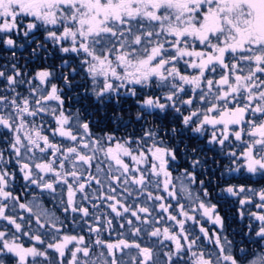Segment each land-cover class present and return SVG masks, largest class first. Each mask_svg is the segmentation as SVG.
Segmentation results:
<instances>
[{
	"label": "rangeland",
	"instance_id": "obj_1",
	"mask_svg": "<svg viewBox=\"0 0 264 264\" xmlns=\"http://www.w3.org/2000/svg\"><path fill=\"white\" fill-rule=\"evenodd\" d=\"M250 2L167 1L149 13L143 0H0V31L10 30L15 20L62 24L80 47H99L89 63L95 79L101 75L100 62L99 68L121 66L146 80L156 75L168 101H181L190 117L209 125V143L224 155L225 171L260 180L264 23L253 26ZM45 86L41 79L28 86L27 96L0 104V233H11L7 239L13 243L25 235L33 244L40 241L33 231L37 228L62 231L61 217L48 210L46 198L69 214L83 215L89 224L94 219V238L105 264H151L147 252L156 246L168 257L189 252L194 264H234L227 238L218 230L207 236L213 227L201 226L209 211L215 215L214 205L198 199L188 173L169 171L170 154L163 146L149 143L148 136L149 145L137 138L91 137L86 123L44 91ZM12 190L18 193H12L11 204ZM227 192L237 202H250L248 218L263 232L264 188L232 186ZM126 223L131 227L127 232L145 237L152 249L117 240L115 226L127 228ZM196 229L201 241L188 233ZM32 248L24 250L22 264L28 259L48 264ZM92 250L87 245L64 264H90L94 257L86 259ZM158 259L155 255L153 263ZM243 264H264V254Z\"/></svg>",
	"mask_w": 264,
	"mask_h": 264
},
{
	"label": "trees",
	"instance_id": "obj_2",
	"mask_svg": "<svg viewBox=\"0 0 264 264\" xmlns=\"http://www.w3.org/2000/svg\"><path fill=\"white\" fill-rule=\"evenodd\" d=\"M55 15L58 16V12ZM66 28L68 27L62 24L57 27L47 25L44 20L37 25L15 20L10 30L0 31V104L7 105L17 100L16 95L27 96L28 86L33 88V85L43 79L46 84L44 91L51 93L64 109L76 113L86 123L91 137L104 136L124 141L137 138L147 145L153 143L158 147L163 146L170 154L166 162L169 171L188 173L194 179L193 190L198 199L214 205L216 213L221 217L224 229L221 233L230 245L247 251L246 261L254 255L264 254V246L260 248L258 236H255L258 232L257 224L248 218L246 207L250 202H237L227 192L232 186L254 187L257 190L264 188V179L255 180L248 175L235 176L227 173L224 155L209 143V125L198 123L190 117L186 106L180 104L181 101H168L164 96L167 91L159 87L161 82L154 78L156 75L146 80L147 76L141 77L134 71H124L121 66L109 69L101 65L99 68L100 62L97 70L101 75L95 79L89 63L95 60V51L99 47H80L68 38ZM147 136L149 143L145 141ZM22 188L28 193L25 186ZM13 192L17 195L18 191L12 190L11 204ZM44 203L48 210H53L61 217L63 230L57 231L52 226L48 230L49 227L46 226L47 232L45 227L42 228L43 232L37 228L33 231L37 232L35 236L40 241L33 244L27 243L25 235L24 238L22 235L16 236L17 243H13L7 239L10 232L0 233V264H22L24 250L31 246L33 248L30 251L42 253V258L48 260V264H64L66 260L82 252L87 245L93 248V254L86 260H93L94 257V262L90 264H98L97 261L105 264V261H100L103 259L98 250L99 243L94 238V226L97 224L94 219H89V224L83 215H78L77 212L69 214L64 211L65 208L58 207L55 201L52 203L51 199L45 198ZM163 207L162 205V209ZM86 209L90 210L89 207ZM239 210L243 212L242 217L237 213ZM209 213L205 223L201 224L198 217L196 224L199 228L200 224L205 227L216 225L218 228V222L209 221L210 217L214 218L210 211ZM125 226L127 228L122 227V224L115 226L117 240H126L135 249L137 246H144L145 249L149 247V241L145 237L129 234L127 230L131 227L127 223ZM232 229L237 233H233ZM188 233L195 234L197 240H202L199 238V229ZM205 234L211 235L210 230ZM4 242L6 245H3ZM23 243L26 247L24 250L20 246ZM159 249L156 246L147 252L148 263L194 264L195 259L192 256L190 258L189 252L178 257H168L162 255ZM94 250L98 252L94 254ZM155 255L159 258L157 263H153ZM25 262L32 264L30 259Z\"/></svg>",
	"mask_w": 264,
	"mask_h": 264
},
{
	"label": "flooded vegetation",
	"instance_id": "obj_3",
	"mask_svg": "<svg viewBox=\"0 0 264 264\" xmlns=\"http://www.w3.org/2000/svg\"><path fill=\"white\" fill-rule=\"evenodd\" d=\"M129 2H137L138 0H128ZM145 3H147L148 5V10H149V13L151 12V10H155L156 9H153V6H157L159 7L160 6V2H167V1H170V2H183V0H143ZM193 2H199V1H209V0H192ZM214 1V0H213ZM242 1H245V0H242ZM250 4H252L251 6V11L253 12V26L254 27H258L260 26L258 24V22L260 21L262 24L264 23V0H253V3L250 2ZM54 9L57 8V5H55L53 7ZM157 14V13H156ZM161 14V13H160ZM262 197L264 198V195H262ZM240 217H242V213L243 212H240V210L237 212ZM221 217H220V214L219 213H216L214 215V218L212 219V217L209 218V221H214V222H218L219 224L217 225V229L216 228V225L213 226V230L211 231V233L215 231L217 232H223V227L221 225V221H220ZM241 219V218H240ZM258 221V220H257ZM259 222V221H258ZM212 227V225H208V227ZM215 227V228H214ZM257 227H258V224H257ZM258 229V228H257ZM232 232L233 233H237L234 229H232ZM222 234V233H221ZM209 236V235H207ZM255 236H258V239H259V244H261V247L262 248L264 246V231L262 232V230L260 229V232L258 230L257 234ZM230 243V242H229ZM229 247H231V251H230V258L232 260V262L234 264H243L246 262L247 258V251H245L244 249H241L239 250V247L236 246V247H232V245H230ZM234 248V249H233ZM262 251L264 252V250L262 249Z\"/></svg>",
	"mask_w": 264,
	"mask_h": 264
}]
</instances>
